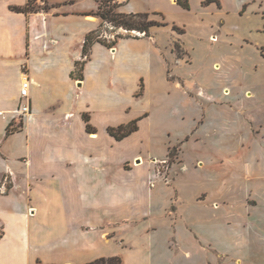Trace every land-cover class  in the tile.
<instances>
[{
	"label": "crops",
	"instance_id": "crops-1",
	"mask_svg": "<svg viewBox=\"0 0 264 264\" xmlns=\"http://www.w3.org/2000/svg\"><path fill=\"white\" fill-rule=\"evenodd\" d=\"M168 2L181 15L168 25L185 26L190 12ZM27 3L0 0V264H87L114 256L122 264H174L198 251L217 253L204 229L247 224L260 204L249 186L236 185L233 172L220 176L224 165L205 179L187 176L180 145L165 173L157 163L168 162L175 147L163 156L126 148L146 124L149 139L144 112L154 93L170 92L171 79L185 91L171 77L160 27L113 48L95 43L77 80L72 73L84 60L85 40L101 25L94 8L47 0L42 12L16 9ZM162 7L152 1L124 13L166 14ZM26 79L32 117L22 121L16 111ZM135 120L138 130L123 140L108 131ZM195 170H204L202 161Z\"/></svg>",
	"mask_w": 264,
	"mask_h": 264
},
{
	"label": "rangeland",
	"instance_id": "rangeland-1",
	"mask_svg": "<svg viewBox=\"0 0 264 264\" xmlns=\"http://www.w3.org/2000/svg\"><path fill=\"white\" fill-rule=\"evenodd\" d=\"M30 1L35 13L47 7V0ZM72 1L62 8L93 7L96 13L107 0ZM152 1L166 8V14H125H149L152 21L165 23L156 32L167 51L171 77L180 78L185 91L174 89L177 80L171 79L170 92L154 93L144 112L150 115L149 139L146 124L139 139L126 148L140 155L163 156L175 147L166 164L157 163L165 173L176 161L180 145L187 176L205 179L224 165L219 175L233 172L235 184L248 185L260 203L247 224L236 221L231 227L204 229L217 253L198 251L190 261L174 264H206L208 260L212 264H264V178L260 177L264 175V0H188L189 21L177 26L179 30L168 25L181 17L172 11L169 0H129L118 11L145 9ZM120 2L112 0L111 5ZM99 29L100 37L108 41L117 35L133 37L111 23ZM128 115L124 111L122 117ZM198 160L204 164L201 172L195 170ZM246 162L251 163L250 171ZM225 254L229 257H222Z\"/></svg>",
	"mask_w": 264,
	"mask_h": 264
},
{
	"label": "trees",
	"instance_id": "trees-1",
	"mask_svg": "<svg viewBox=\"0 0 264 264\" xmlns=\"http://www.w3.org/2000/svg\"><path fill=\"white\" fill-rule=\"evenodd\" d=\"M129 0H123L119 4H112V0H107L105 2V5L99 6L98 11L94 14L95 16L99 17L101 19V25L99 28H103L105 23H111L114 27L123 28L129 31H138L141 33H145V36L150 35V30L153 27L156 26H165V23H160L157 21H152L150 19L149 14H125L122 12H119L118 9L121 7L125 2H128ZM31 1L28 0L27 5L21 10L24 13H33V9H31ZM178 4L181 5L184 9L189 10L190 6L188 3V0H178ZM47 7L44 9L46 10ZM35 13V12H34ZM174 29L179 30L178 27H174ZM100 29L90 33L84 43L83 47V57L84 60L77 62L76 67L78 69V73H72V77L77 80H83L82 72L84 70L85 64L87 62V59L90 56L91 49L95 43H101L108 48H113L119 39L125 38L126 36H120L117 35L114 40L108 41L104 40L100 37ZM85 120L88 122V117H85ZM138 120H135L131 123H129L126 126H120L118 128H109V133L114 136L117 140H123L124 138L130 136L134 132L138 130L137 126ZM88 131H92V128L90 125H88ZM10 131V130H9ZM171 158V153H170ZM38 264H41V262H38ZM87 264H122V260L120 257L114 256V257H108V258H100L95 261H92Z\"/></svg>",
	"mask_w": 264,
	"mask_h": 264
},
{
	"label": "built area",
	"instance_id": "built-area-1",
	"mask_svg": "<svg viewBox=\"0 0 264 264\" xmlns=\"http://www.w3.org/2000/svg\"><path fill=\"white\" fill-rule=\"evenodd\" d=\"M120 30L126 34H129V33L133 34V37L145 36V33H141L138 31H129L123 28H120ZM16 116L22 121L30 120L32 117L31 103H30V83L28 79L22 82V87H21V92H20V106L16 111ZM165 163L166 162H163V164Z\"/></svg>",
	"mask_w": 264,
	"mask_h": 264
},
{
	"label": "water",
	"instance_id": "water-1",
	"mask_svg": "<svg viewBox=\"0 0 264 264\" xmlns=\"http://www.w3.org/2000/svg\"><path fill=\"white\" fill-rule=\"evenodd\" d=\"M79 86H81V83H79Z\"/></svg>",
	"mask_w": 264,
	"mask_h": 264
}]
</instances>
